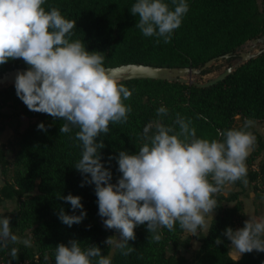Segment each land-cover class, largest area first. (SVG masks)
Instances as JSON below:
<instances>
[{
    "label": "trees",
    "instance_id": "16d2710c",
    "mask_svg": "<svg viewBox=\"0 0 264 264\" xmlns=\"http://www.w3.org/2000/svg\"><path fill=\"white\" fill-rule=\"evenodd\" d=\"M135 2L45 0L42 7L45 11L56 7L66 19L75 20L71 40H82L89 52L103 53L106 68L127 64L200 68L219 58L230 67L238 57V48L264 37V0H260L259 7L256 0H186L189 11L168 44L162 38L145 37L135 26L139 16L130 13ZM163 2L170 9L174 7L171 0ZM226 55H229L227 59ZM27 68L22 59L9 60L0 65V78L10 70ZM212 69L207 68L196 77ZM120 83L134 90L130 99L124 101L132 111L126 123H110L109 132L97 137V141L105 145L99 150L101 162L112 173L110 183L113 184L122 175L115 157L120 151L138 152L144 143L143 128L150 122L155 125L159 121L169 126L179 113L192 121L198 138L209 141L222 139L218 131L239 129L245 118L264 122V51L209 87L150 79ZM161 106L168 109L167 115L157 116L156 110ZM5 108L11 109V113L4 114ZM21 116L30 120L23 131L19 130ZM6 122H11L13 134L5 145H0V203H13L14 208L6 215L12 232L23 240L30 239L31 247L9 243L6 249H0V264H8L13 247L19 249V254L11 264H55V247L61 243L67 246L73 239L82 249L98 246L102 255L111 258L112 264H186L180 252L191 248L192 237L185 236V230L178 224L172 232L160 229L162 239L159 242L152 241L146 223L139 225L134 229L135 240L128 241L135 251L124 256L116 248L110 255L111 246L104 243L110 234L98 215L95 185L85 183L81 187L85 177L90 179V176H82L74 168L82 152L80 141L75 138L79 129L73 127L68 133H60V126L65 122L28 110L16 96L14 85L0 86V132L5 129ZM40 123L45 125L46 131L38 130ZM248 130L256 136V146L246 160V179L256 194L257 185H264V139L252 126ZM6 148L12 155L11 162L5 157ZM110 156L113 159L109 160ZM225 185L214 196L218 207L207 232L196 238L199 247L193 252L191 264H264V252L256 250L241 254L238 259L230 256L231 242L223 232L228 227L236 230L244 225L246 219L240 200L244 189L243 182L237 181L233 185L241 190L225 195ZM58 194L81 197L86 212L81 223L69 227L60 221L61 208L68 215H79L81 210L73 212L70 203L58 199ZM217 238L222 241L219 245L215 243Z\"/></svg>",
    "mask_w": 264,
    "mask_h": 264
},
{
    "label": "clouds",
    "instance_id": "9594fccd",
    "mask_svg": "<svg viewBox=\"0 0 264 264\" xmlns=\"http://www.w3.org/2000/svg\"><path fill=\"white\" fill-rule=\"evenodd\" d=\"M44 3L0 0V65L22 59L28 68L15 76L16 96L28 110L63 120L60 133L79 129L75 138L82 152L74 168L82 176H90L80 186L95 185L103 226L119 233L118 240L109 237L104 243L128 256L135 251L128 241L135 240L134 229L139 225L146 223L154 242L162 239L160 229L172 232L177 224L193 236L208 229L206 216H212L218 207L214 196L226 183H247L246 160L256 146V136L248 129L254 122L245 118L242 127L218 131L222 139L211 141L198 138L192 121L179 113L169 126L150 122L143 128L144 143L139 151H120L115 157L122 175L115 184L110 183L112 173L104 167L99 152L105 145L97 137L109 132L110 123L127 122L132 109L124 101L134 90L120 83L116 69L104 66L103 53L89 52L82 40H71L75 20L66 19L56 7L45 11ZM171 3V9L163 0H136L131 6L130 13L139 16L135 26L145 37L171 42L189 11L186 0ZM156 114L167 115L168 109L161 106ZM37 128L46 131L43 123ZM57 198L70 203L73 212L81 210L79 215H68L61 208L63 224L71 227L86 217L81 197L58 194ZM223 235L239 256L253 250L264 252V218L250 216L242 228L228 227ZM9 243L31 247L30 239L21 241L13 234L9 217L0 216V249ZM215 243L222 241L217 238ZM18 254L19 249L13 247L8 264L18 259ZM44 259L47 261V255ZM55 264H112V260L102 255L98 246L82 249L73 239L67 246L61 243L55 247Z\"/></svg>",
    "mask_w": 264,
    "mask_h": 264
},
{
    "label": "rangeland",
    "instance_id": "374dc122",
    "mask_svg": "<svg viewBox=\"0 0 264 264\" xmlns=\"http://www.w3.org/2000/svg\"><path fill=\"white\" fill-rule=\"evenodd\" d=\"M258 7H259V2L260 0H256ZM251 43L247 42L245 46L242 47L240 52H247V46H249ZM260 50V46H255L253 49V52H257ZM234 63V62H233ZM233 65V64H232ZM229 66H227L226 63H223L221 61L216 62L213 66H212V70L203 76L200 77H188L187 79L191 82L195 81V82H199V83H205L208 80H211L215 77H217L220 73H222L224 70H226ZM4 114H9L11 113V109L9 108H5L2 110ZM29 119H27L24 116L20 117V127L19 130L23 131L25 130V128L27 127L28 123H29ZM11 122H6L5 125V129L3 131L0 132V145H5L8 140H10L12 138V129L10 128L11 126ZM253 130L258 133L263 139H264V122H254L252 125ZM5 157L6 159L11 162L12 160V155L9 151L8 148H6L5 151ZM257 164V160L254 163V166H256ZM253 185H249L248 181L247 183L243 182V195H241L240 200L242 201L243 204V209H244V213H245V219H249L250 216H255L256 218H264V185L262 184H258L257 188H258V192L256 194H259L258 196L255 194V192L253 191ZM241 190L238 187H235L233 185V183L228 184L226 183L225 188L223 193L225 195L229 194L232 191H239ZM231 206V204H230ZM14 208L13 203H11L10 201H2L0 203V216H6L8 214V212H10L12 209ZM214 216V212L211 216V214H209L208 216H206V222L210 223V220L213 218ZM110 237L113 238V240H118L119 239V233L114 230V229H108ZM207 232V229H201L198 231V233L193 236L191 233H189L188 231L185 230V236H190L192 237V241H191V248L188 250H182L180 252V256H182L183 258H185L186 260V264H191V259H192V255L193 252L199 247V242L197 241V236H201L202 234H205ZM19 240H23L21 237H18ZM111 246V252L110 255H113L116 247L114 245H110ZM230 256L233 259H238L239 253L235 251V249L231 246L230 247Z\"/></svg>",
    "mask_w": 264,
    "mask_h": 264
},
{
    "label": "water",
    "instance_id": "95a60500",
    "mask_svg": "<svg viewBox=\"0 0 264 264\" xmlns=\"http://www.w3.org/2000/svg\"><path fill=\"white\" fill-rule=\"evenodd\" d=\"M251 44L247 46V52H240L242 47L246 45V43L236 50V54L238 57L235 59V62L232 66L228 67L222 73H220L217 77L208 80L205 83H199L195 81H189L188 77H196L201 72L206 70L207 68L212 67L216 62L221 61L222 58L218 60H210L206 62L200 68H165V67H155V66H148V65H141V64H127L121 65L114 68H107L108 70H117V76L120 78V82L122 81H129V80H158V81H167V82H179L182 84L193 83L198 87H209L219 81L224 80L227 76L231 74L237 67L242 65L243 63L247 62L249 59L255 57L258 53L264 51V37L258 38L255 40L248 41ZM260 46V50L257 52H253L255 46ZM229 55L225 56L227 59ZM27 69H13L6 72L0 78V86H10L14 85L15 83V76L16 74L23 73Z\"/></svg>",
    "mask_w": 264,
    "mask_h": 264
},
{
    "label": "built area",
    "instance_id": "2783aa9c",
    "mask_svg": "<svg viewBox=\"0 0 264 264\" xmlns=\"http://www.w3.org/2000/svg\"><path fill=\"white\" fill-rule=\"evenodd\" d=\"M19 264H29L28 262H21V263H19Z\"/></svg>",
    "mask_w": 264,
    "mask_h": 264
}]
</instances>
